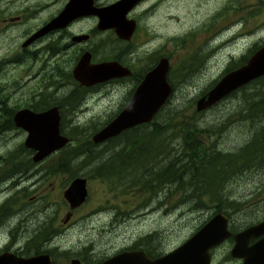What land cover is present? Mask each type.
<instances>
[{"label":"flooded vegetation","instance_id":"obj_1","mask_svg":"<svg viewBox=\"0 0 264 264\" xmlns=\"http://www.w3.org/2000/svg\"><path fill=\"white\" fill-rule=\"evenodd\" d=\"M68 1L0 0V264H15L14 258H33L34 264H153L154 260L168 254L182 242L169 246L170 226L162 228L159 224L162 220H151L146 224L147 229L143 230V220H138L142 218L137 217V212L122 213L120 203L99 205L91 209L87 217L78 219H71V213L85 204L88 190L93 184L95 187L104 186L107 192L112 191L111 194L119 200L130 190V194L135 195L149 186L141 183L144 171L133 169L143 144V139L134 141L133 137L140 132L136 127H144L145 123L123 129L99 143H93L91 136L126 106L142 75L154 66L158 58L166 57L157 51L143 49L140 52V46L146 41H135L140 33H147V26H144L146 20L161 16L165 7L172 6V0H138L125 14L126 18L135 23L128 39L118 37L113 28H97V17L91 13L73 16L60 27L44 28V25L61 13ZM116 1L87 0L85 7L91 5L93 8H101ZM220 13L221 8L214 15ZM113 17H117V13L113 12ZM140 20L143 26L139 25ZM248 20L245 16L238 18V22L242 23L241 29H244L243 35L252 33V30L246 28ZM225 28L226 26L220 25L214 34ZM78 36L79 39L76 38ZM188 37L189 35L184 40ZM232 39L226 37L222 44H227ZM205 49L200 47V53ZM215 51L216 49H211L208 55L206 49L203 55H208L209 58ZM80 58L88 59L83 71H87L92 64L113 62L128 69L129 74L84 85L73 76V69ZM244 61L245 59L235 67ZM225 68L214 82L223 72L230 70L225 71ZM248 84L249 82L242 86ZM209 87L202 90L203 93ZM247 91L249 102V95L255 90ZM262 99L264 100V92ZM165 103L153 117L165 110ZM95 107L101 113L107 111V115L110 114L104 119L106 122L97 120L98 113L88 115L82 121L78 120L79 116L87 113L86 110ZM50 109L57 115L58 133L67 138L68 141L64 144L67 146L63 148V145L39 160H33L35 151L25 145L28 131L25 127L16 125L15 115L24 110L41 113ZM159 123L162 122L157 124ZM64 125L69 129L68 134L63 129ZM80 128H83V134L71 132ZM78 141L83 146H89L88 152L101 145V152L105 154L73 153L75 150L68 146L71 147ZM152 141L161 143L165 148L160 152L166 151L170 154V159L173 157L172 135H168L166 140L159 138ZM118 142L127 144L126 150L132 152L130 156H122L120 150H115L118 148L113 149ZM79 147L81 145L77 146ZM136 148L137 156L134 152ZM57 151L59 153L55 154ZM168 154H161L164 161L160 163H157L159 157L154 155L156 158L151 164L158 167L168 163ZM80 162L94 164L92 168H88L89 171H95L94 176L87 178L84 174L88 175V171L77 172L75 166ZM262 162L264 169V145ZM254 167L255 162L248 164L241 172ZM138 173L140 177H137ZM238 173L240 172L234 175ZM53 174H66L59 184L60 199L69 209L63 219L48 214L47 211H51V208L47 209L50 204L37 202L46 194V187L51 184L47 177ZM114 176L118 181L113 184L118 186L110 188ZM125 177L134 179L128 181ZM161 177L164 178L163 173ZM75 178L85 179L86 196L81 203L70 205L63 198L62 192ZM132 185L136 188L129 187ZM172 186L174 188L168 178L162 190L170 193ZM245 189L255 191L260 186ZM261 189L264 194V175ZM156 191L155 189L151 193ZM30 192L32 194L27 196ZM31 198L35 201V208L31 205ZM108 201L112 202V199ZM160 204L162 203L158 199L155 203L143 202L141 205L148 207L145 212L147 215L155 212ZM135 208L136 205L134 210ZM99 210L110 211L107 220L94 218ZM230 212L231 214L223 213L229 234L207 249L208 264H264V232L241 235L248 227L264 220V197L262 203L233 204ZM74 228L83 233L70 235L68 232Z\"/></svg>","mask_w":264,"mask_h":264},{"label":"rangeland","instance_id":"obj_2","mask_svg":"<svg viewBox=\"0 0 264 264\" xmlns=\"http://www.w3.org/2000/svg\"><path fill=\"white\" fill-rule=\"evenodd\" d=\"M220 8L221 13L214 15ZM241 16L249 18L246 28L252 30V33L242 34L244 29H241L242 23L238 22V18ZM234 19L236 21H232ZM231 22L233 23L231 24ZM139 25L143 26L141 20ZM220 25L226 26V28L214 34ZM144 26H147V33H140V37L135 41H146L140 46L139 51L141 52L143 49L152 52L157 51L164 54L168 60L166 80L171 86V94L164 105L166 106L165 110L158 112L155 119L162 120L163 117L167 116L171 125L180 126L181 123H194L200 131L204 128L207 129L208 132L203 135L204 137H200L199 141H204L205 145L208 144L210 142L208 136L212 134L215 145L217 140L219 142V145L214 148L215 151L234 149L237 153L239 152V145L243 143L246 136L253 138L256 136L264 142V132L262 131L264 129V118L261 121L259 120L260 122H257L254 118L255 110H258L261 106L260 98L263 96L264 89H261V91L255 90L253 94H250L249 102L244 100L248 91L245 95L238 92L236 96L222 98V100L220 99L208 108L198 111L194 109L195 100L201 96L208 85L219 76L229 63L237 61L236 59H239L240 55L246 60L258 46L264 43V0H172V6L165 7L164 12L157 18H148ZM187 35H189L188 39L184 40ZM226 37H232L233 39L227 44H222ZM200 47H205L208 55L211 53V49H216V51L208 58V55L206 57L203 55L206 53V49L203 53H200ZM143 65H145V61ZM260 79L264 80V77ZM85 112L87 113L78 117L79 121L84 120L88 115L97 113V120L104 121L110 115H107V111L101 113L96 107ZM110 112L112 113L111 110ZM224 123L226 127H224ZM221 126L224 127L223 134L221 137H217L214 133ZM63 129L68 134L69 129L67 126L64 125ZM82 129H79V134H83ZM202 134H198V137ZM142 135V132L136 133L133 140H141ZM168 135L174 137L173 128H171ZM159 138L156 139L159 140ZM188 138L193 139L191 135ZM152 140L143 142V144H149V148H141L139 156L133 164V169L143 171L145 167L154 162L155 152L159 149H165L162 145L160 147L159 144L161 143ZM176 141L174 138V143ZM171 144H173V141ZM116 145L113 146V149L118 148L115 150H120L122 156L131 155L132 152L126 150L127 144L123 145L118 142ZM101 150L102 146L100 145L99 148L92 150L91 154H102L103 156L105 153H102ZM134 152L137 156L138 148ZM93 165L92 163L80 162L75 168L77 172L88 171V175H84L90 178L91 175L94 176L95 171L93 169L89 171L88 168H92ZM223 168L225 169V167ZM230 170L232 173L235 168ZM263 175L264 169L261 157V161L255 162L254 169L246 170L244 173L240 172L228 182L219 181L217 186L220 185V191L226 187L233 200L232 203L224 207L225 212L222 213L227 214L229 212L231 214L233 204L262 203L264 197L261 189ZM65 176L66 174H53L47 177V181L51 182L50 187H46V194L37 201L44 205L50 204L47 209L51 208V211L47 212L52 214L54 218L63 219L65 212L69 210L60 199L59 184ZM137 177H140L139 173ZM204 177L208 179V173ZM125 178L128 181L134 179ZM117 181V177H112L110 188L118 186L113 184ZM255 185H259L260 189L255 191L245 189ZM129 187L136 188L134 185ZM193 187L186 191L188 194L184 196L182 201L180 192L176 191L173 186L170 193H166L160 187L155 188L156 192H149L148 194L146 191L140 190L139 194L133 195L130 194L132 192L130 190L125 197H121L119 200L115 199L117 196L111 194L112 191L107 192L104 186L98 185L95 187V184H93L88 190L85 204L71 213V219L87 217L90 210L99 205L120 203L122 213L137 212V217L142 219H135L143 220L141 227L143 230L147 229L146 224L153 219L162 220L159 224L164 229L169 225V246L172 244L177 245L207 221L210 215L218 211L213 208L214 203L210 204L209 201L204 206L200 205L199 202L198 205L200 206L194 204L196 200L189 195ZM137 190L139 191V189ZM30 194L32 192L27 196ZM109 199H112V202L115 203L108 201ZM158 199L162 204L158 206L155 212L146 215L145 212L148 207L141 204L143 202L155 203ZM30 202L32 207L35 208L33 198L30 199ZM101 211H97L94 218L107 220L110 211ZM32 212H34V209H32ZM77 223L79 224V222ZM68 233L76 235L83 232L74 228Z\"/></svg>","mask_w":264,"mask_h":264},{"label":"water","instance_id":"obj_3","mask_svg":"<svg viewBox=\"0 0 264 264\" xmlns=\"http://www.w3.org/2000/svg\"><path fill=\"white\" fill-rule=\"evenodd\" d=\"M137 1L117 0L105 7L93 8L91 5L85 7L87 0H69L61 13L44 25V28L60 27L73 16L91 13L97 17V28H113L118 37L128 39L135 23L132 19L126 18L125 14ZM113 12L117 13V17H113ZM76 38L79 39V36ZM87 63V58H80L73 69L74 78L84 85L129 74L128 69L113 62L92 64L87 71H83ZM167 70V58L159 57L154 66L142 75L126 106L101 129L92 134L91 141L99 143L130 126L151 121L154 113L171 94V86L166 80ZM259 75H264V43L258 46L244 63L224 72L205 93L195 100L194 109L198 111L212 106L240 85ZM52 111L50 109L41 113H30L24 110L15 115L16 125L25 127L28 131L25 145L35 151L33 160H39L61 148L68 141L66 137L58 133V118ZM62 196L70 205L81 203L86 196L85 179H73L63 190ZM263 232L264 220L248 227L241 235L249 236ZM228 234L226 217L223 213L217 212L171 252L154 260L153 264H208L207 249L220 242ZM32 259L14 258L15 264L18 262L34 264L35 259L33 261Z\"/></svg>","mask_w":264,"mask_h":264},{"label":"trees","instance_id":"obj_4","mask_svg":"<svg viewBox=\"0 0 264 264\" xmlns=\"http://www.w3.org/2000/svg\"><path fill=\"white\" fill-rule=\"evenodd\" d=\"M242 61L243 58L241 57L237 62L229 63L228 66H226L225 71L234 68L236 64H239ZM213 82L214 81H212L208 85V87L211 86ZM263 88L264 80L256 79L250 81L246 86L236 88L224 97H234L236 96L237 92L245 95L247 90L261 91V89ZM244 100L245 102L248 101V95L244 97ZM260 103V108L258 110H255L254 112V118L257 122L259 120L261 121L264 118V100L262 99V97L260 98ZM157 120L159 119H155V117H153L149 124H143L144 127H136V129H140L139 133H143V142L150 141L158 137H160V139L166 140L171 128H173L174 132L173 140L175 138L177 141L176 143H174L173 141V157L171 158L172 161L170 159V154H168L166 151L162 153L159 149L158 152H155L156 157H159L157 159V163L164 161L161 154H164L165 156L168 154L170 159L168 163L160 164L158 167L154 164H150L149 166H147V168H144V173H142L141 176V183L143 186H149L146 187L143 191H146L148 194L149 192L151 193L152 191H154V189L157 187H160L162 189L163 185L166 182V179L168 180L169 178V181L174 183V189L180 192L181 201L184 196L188 194V192L186 191L189 190L190 187L194 186L189 193L191 198L196 200L194 204L198 205L199 202L200 205L202 204V206H204L207 204V201H209L210 204L214 203V209L223 212L224 207L229 205V203H232L233 200L232 195L229 194L226 187L224 188V191H220V185L217 186L218 182H221L222 180L228 182L234 177V174L236 172L243 171L248 164L261 161L262 147L264 145V142H262L259 137L255 136L253 138L246 136L243 143L239 145V152L237 153H235L234 149L215 151L214 148L219 145V142L217 140V143L215 145V140H212V134L208 136V138L210 139V142L208 144L205 145L204 141H199V138L204 137L203 135L208 132L207 129L204 128V130L200 131L194 123H181L180 126L171 125L170 119L168 117H165L164 119H162V121ZM158 122L162 123L157 124ZM224 127H226L225 123ZM224 127L221 126V128H218V130H216L214 133L215 136L221 137L223 134L222 132L224 131ZM262 131L264 132V129H262ZM71 132L73 134H79V130H71ZM198 134H202V136L198 137ZM190 135L193 139L188 138ZM124 138L127 139V136L124 135ZM79 145H81V147L77 148V146ZM159 145L161 147V144ZM66 146L64 145L63 148H65ZM142 147L144 149H147L149 148V144H143ZM63 148L60 149V151L63 150ZM68 148L74 149L75 151L73 153H92V151L88 152V145L83 146L79 141L71 147L68 146ZM58 153L59 151H57L55 154ZM223 167H225V169ZM232 168H235V170L231 173L230 169ZM188 172L190 173L188 174ZM162 173L164 174V178L161 177ZM206 173H208L209 175L208 179L204 177Z\"/></svg>","mask_w":264,"mask_h":264},{"label":"bare ground","instance_id":"obj_5","mask_svg":"<svg viewBox=\"0 0 264 264\" xmlns=\"http://www.w3.org/2000/svg\"><path fill=\"white\" fill-rule=\"evenodd\" d=\"M249 56H250V55H249ZM249 56H248V57H249ZM263 77H264V75H259V76L255 77V78L249 80L248 82L253 81V80H256V79H260V78H263ZM139 82H140V81H139ZM139 82H138V83H139ZM248 82H246V83H248ZM246 83H244V84H246ZM244 84H243V85H244ZM240 86H242V85H240ZM240 86H239V87H240ZM239 87H238V88H239ZM101 212H104V211L102 210ZM216 213H217V211H215L212 215H214V214H216ZM99 215H100V214H99ZM212 215H210V216H212ZM97 216H98V215H97Z\"/></svg>","mask_w":264,"mask_h":264}]
</instances>
